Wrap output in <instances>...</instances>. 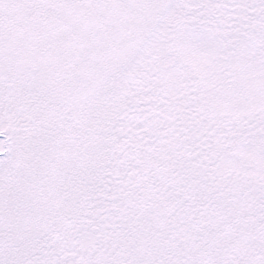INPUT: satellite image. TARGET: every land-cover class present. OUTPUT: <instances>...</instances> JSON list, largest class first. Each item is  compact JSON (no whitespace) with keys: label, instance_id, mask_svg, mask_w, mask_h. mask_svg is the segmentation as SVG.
<instances>
[{"label":"snow or ice","instance_id":"6c2138e0","mask_svg":"<svg viewBox=\"0 0 264 264\" xmlns=\"http://www.w3.org/2000/svg\"><path fill=\"white\" fill-rule=\"evenodd\" d=\"M0 264H264V0H0Z\"/></svg>","mask_w":264,"mask_h":264}]
</instances>
